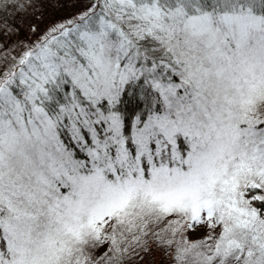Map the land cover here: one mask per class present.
Here are the masks:
<instances>
[{
  "label": "snow or ice",
  "instance_id": "obj_1",
  "mask_svg": "<svg viewBox=\"0 0 264 264\" xmlns=\"http://www.w3.org/2000/svg\"><path fill=\"white\" fill-rule=\"evenodd\" d=\"M0 0V264H264V0Z\"/></svg>",
  "mask_w": 264,
  "mask_h": 264
},
{
  "label": "trees",
  "instance_id": "obj_2",
  "mask_svg": "<svg viewBox=\"0 0 264 264\" xmlns=\"http://www.w3.org/2000/svg\"><path fill=\"white\" fill-rule=\"evenodd\" d=\"M52 4L53 5H56V6H48L47 7V11H46V14L49 17V19L56 20L58 18H63V17H65L67 15V14H64L63 13V14H61V15H63L62 17H58L59 16V13H60L59 9L61 7H59V5L56 4V0H52Z\"/></svg>",
  "mask_w": 264,
  "mask_h": 264
},
{
  "label": "rangeland",
  "instance_id": "obj_3",
  "mask_svg": "<svg viewBox=\"0 0 264 264\" xmlns=\"http://www.w3.org/2000/svg\"><path fill=\"white\" fill-rule=\"evenodd\" d=\"M59 11H60V13H59V16L58 17H62L63 15H61V14L64 13V14H67L68 15L69 13H71L73 11V9L64 7V8H60ZM45 19H46V21L54 20V19H49V17L47 16V14L45 15ZM58 19H60V18H58ZM58 19H56V20H58Z\"/></svg>",
  "mask_w": 264,
  "mask_h": 264
}]
</instances>
